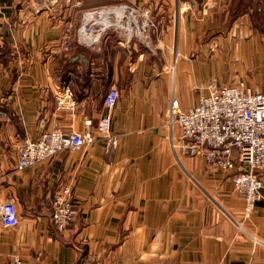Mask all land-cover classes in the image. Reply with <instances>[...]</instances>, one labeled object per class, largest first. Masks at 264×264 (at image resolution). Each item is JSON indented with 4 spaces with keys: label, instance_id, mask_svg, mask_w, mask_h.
Segmentation results:
<instances>
[{
    "label": "crops",
    "instance_id": "0c3cea01",
    "mask_svg": "<svg viewBox=\"0 0 264 264\" xmlns=\"http://www.w3.org/2000/svg\"><path fill=\"white\" fill-rule=\"evenodd\" d=\"M120 3L153 21L145 42L125 46L117 33H100L106 24L95 19L87 37L99 36L98 42L73 41L63 50L66 30L77 27L83 11ZM262 5L0 0V109L10 114L0 117V198H10L18 213L15 226L0 221V264L13 256L24 264H264V170L261 198L245 218L232 173L174 149L177 128L165 125L170 94L186 109L211 79L264 92ZM65 87L79 118L56 103ZM110 87L119 99L107 110L102 100ZM104 113L118 137L114 147L100 136L15 170L14 149L23 137L43 130L95 135ZM64 183L78 209L70 236L53 231L45 202Z\"/></svg>",
    "mask_w": 264,
    "mask_h": 264
},
{
    "label": "built area",
    "instance_id": "2783aa9c",
    "mask_svg": "<svg viewBox=\"0 0 264 264\" xmlns=\"http://www.w3.org/2000/svg\"><path fill=\"white\" fill-rule=\"evenodd\" d=\"M72 2L73 0H67V3ZM74 5L78 6L80 3ZM112 12L114 19L121 24L110 23L103 26L100 33L114 30L123 39L125 46L137 40L145 42L143 37L154 26L153 21L133 6L120 3L83 11L77 27L73 31L70 28L66 30L61 41L63 50L68 51L73 46V41L93 42L92 37H87L94 28L93 21L97 18H110L108 15ZM98 38L94 42H98ZM118 99V89L110 87L103 95V106L110 110ZM56 103L60 108L67 105L73 119L80 117L74 111L76 101L68 87L57 97ZM9 116L8 111L0 109V117L8 119ZM165 117L168 130L172 131L175 127L178 131V136L172 143L174 149L188 156L201 155L207 167L232 173L233 189L243 200L244 217L249 218L256 201L261 198L263 187L260 171L264 170V92L255 91L241 82L220 85L215 79H211L207 84V92L200 93L196 102L186 109L178 107L171 93ZM44 124L45 121H41L42 127ZM109 126L110 116L104 113L95 124V135L89 130H43L34 137L25 136L14 149L15 170L32 168L61 150L77 151L100 136L106 138L107 147H114L118 137L110 131ZM71 188L69 183H64L45 196V202L51 210L52 229L62 236L75 233L78 209L73 201ZM0 221L5 227L18 223V213L10 198H0ZM9 264L24 262L20 257L13 256Z\"/></svg>",
    "mask_w": 264,
    "mask_h": 264
},
{
    "label": "bare ground",
    "instance_id": "6f19581e",
    "mask_svg": "<svg viewBox=\"0 0 264 264\" xmlns=\"http://www.w3.org/2000/svg\"><path fill=\"white\" fill-rule=\"evenodd\" d=\"M113 15H114V12H112V15H111L112 24H115V25L121 24L118 21H116V19H114ZM108 19H109V17H108ZM99 21L104 22V24H106V25H109L110 24V22L108 23V21H106V19H102V20H99Z\"/></svg>",
    "mask_w": 264,
    "mask_h": 264
},
{
    "label": "rangeland",
    "instance_id": "374dc122",
    "mask_svg": "<svg viewBox=\"0 0 264 264\" xmlns=\"http://www.w3.org/2000/svg\"><path fill=\"white\" fill-rule=\"evenodd\" d=\"M108 31H110V32H113V33H116L114 30H112V29H109ZM165 125H166V119H165ZM166 127H167V125H166ZM174 129H176L175 127H174Z\"/></svg>",
    "mask_w": 264,
    "mask_h": 264
}]
</instances>
